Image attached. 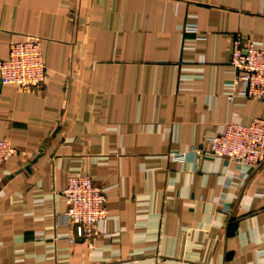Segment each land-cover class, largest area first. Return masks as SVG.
I'll list each match as a JSON object with an SVG mask.
<instances>
[{
    "label": "crops",
    "instance_id": "obj_1",
    "mask_svg": "<svg viewBox=\"0 0 264 264\" xmlns=\"http://www.w3.org/2000/svg\"><path fill=\"white\" fill-rule=\"evenodd\" d=\"M28 35L48 77L0 80V264H264V163L195 152L264 118L229 84L234 37L264 49V0H0V61ZM75 173L107 195L88 239L62 197Z\"/></svg>",
    "mask_w": 264,
    "mask_h": 264
},
{
    "label": "built area",
    "instance_id": "obj_2",
    "mask_svg": "<svg viewBox=\"0 0 264 264\" xmlns=\"http://www.w3.org/2000/svg\"><path fill=\"white\" fill-rule=\"evenodd\" d=\"M232 48L230 64L235 75L230 87L245 97L264 100V49L241 36L234 37ZM47 77L41 37L28 35L13 43L9 57L0 61L2 85L28 90L43 85ZM209 143L208 148L196 149L197 155L212 154L236 162L240 167L257 168L264 163V118H257L250 124L229 122L225 130L212 137ZM14 154L11 141L0 139V173ZM171 157L183 161L186 153H173ZM62 197L67 204V219L75 226L79 238L93 237L97 225L110 215L105 191L96 186L88 174L70 175Z\"/></svg>",
    "mask_w": 264,
    "mask_h": 264
}]
</instances>
